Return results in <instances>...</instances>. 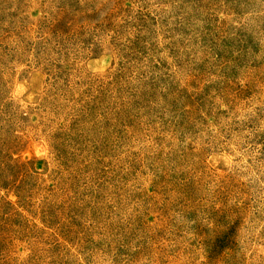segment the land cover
I'll return each mask as SVG.
<instances>
[{
	"label": "rangeland",
	"instance_id": "rangeland-1",
	"mask_svg": "<svg viewBox=\"0 0 264 264\" xmlns=\"http://www.w3.org/2000/svg\"><path fill=\"white\" fill-rule=\"evenodd\" d=\"M0 264H264V0H0Z\"/></svg>",
	"mask_w": 264,
	"mask_h": 264
}]
</instances>
